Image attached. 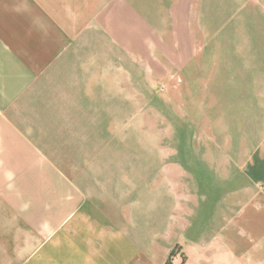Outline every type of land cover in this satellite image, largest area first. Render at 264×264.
Instances as JSON below:
<instances>
[{"label": "crops", "instance_id": "obj_1", "mask_svg": "<svg viewBox=\"0 0 264 264\" xmlns=\"http://www.w3.org/2000/svg\"><path fill=\"white\" fill-rule=\"evenodd\" d=\"M201 3L0 0V264H165L166 230L185 238L183 264H264V141L240 168L249 187L238 200L206 196L200 241L188 193L184 206L146 208L138 181L112 179L108 190L77 182L97 162V117L107 116L97 70L108 62L97 53L108 38H143L147 22L169 20L161 35L185 37L190 66L193 37L206 34L194 27Z\"/></svg>", "mask_w": 264, "mask_h": 264}, {"label": "rangeland", "instance_id": "obj_2", "mask_svg": "<svg viewBox=\"0 0 264 264\" xmlns=\"http://www.w3.org/2000/svg\"><path fill=\"white\" fill-rule=\"evenodd\" d=\"M194 11V19L202 12L197 33L206 34L193 37L190 66L185 37L161 35L169 20L147 22L143 38H108L107 52L97 53L108 62L97 70L107 116L97 117V162L82 166L77 182L108 190L112 179L138 181L146 208L184 206L188 193L200 241L206 196L211 204L223 193L233 204V193L249 187L240 168L264 141V36L255 35L264 33V0H203ZM168 236L160 255L178 244L171 263L183 264L185 238Z\"/></svg>", "mask_w": 264, "mask_h": 264}, {"label": "trees", "instance_id": "obj_3", "mask_svg": "<svg viewBox=\"0 0 264 264\" xmlns=\"http://www.w3.org/2000/svg\"><path fill=\"white\" fill-rule=\"evenodd\" d=\"M173 255H174V252L172 251V252L170 253L169 257H168V260L165 262V264H172V263H171V258L173 257Z\"/></svg>", "mask_w": 264, "mask_h": 264}]
</instances>
